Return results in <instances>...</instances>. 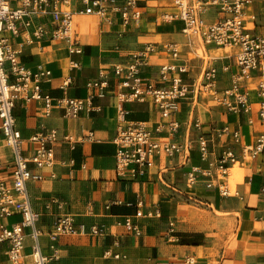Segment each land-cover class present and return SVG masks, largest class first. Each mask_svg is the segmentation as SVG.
Returning a JSON list of instances; mask_svg holds the SVG:
<instances>
[{
	"label": "crops",
	"instance_id": "crops-1",
	"mask_svg": "<svg viewBox=\"0 0 264 264\" xmlns=\"http://www.w3.org/2000/svg\"><path fill=\"white\" fill-rule=\"evenodd\" d=\"M138 4L142 17L128 26H123L118 17L108 23L96 16H76L74 28L83 49L82 55L70 56L63 43L47 39L22 49L20 60L29 69L36 72L41 65L51 72V76L40 84L42 95L51 100V108L46 115L42 101L21 98L15 102L12 114L16 128L25 140L21 154L26 157L32 154L33 146L26 140L36 133L46 134L54 130L59 138L54 147L56 165L38 172L32 170L41 174L43 180L26 183L30 206L40 214L36 225L47 232L59 215L69 214L76 224L96 225L106 230L105 234L94 237L59 238L55 244L59 258L48 264H170L186 257H193L196 264H264V193L261 191L264 157L241 164L240 179L231 184L236 194L230 197H223L216 190H206L204 179L199 178L190 186L186 177L191 167L204 169L208 166L199 160L195 143L199 131L192 127L193 119L199 118L203 122L204 133L223 127L239 130L242 143L249 144L264 129V124L254 113L251 116L228 114L212 98L204 100L201 97L195 105L190 101L183 102L175 115L179 130L171 138L181 143L192 142L189 157L180 154L173 158H155L152 168L143 176L133 178L117 176L115 171L113 139L119 121L113 88L105 97L94 98V108H84L75 119H65L63 106L56 103L63 97L60 87L66 76L71 77L68 96L85 98V84L99 70L107 72L117 65L126 67L132 56L144 52L147 45L153 46L157 53L151 54L147 65L142 68L145 77L155 78L159 66L164 63L186 66L188 74L184 77L192 79L206 67L214 66L218 72L219 94L230 86L235 71L232 51L218 56L216 53L225 49L207 46L185 36L181 33L180 22H159V15L167 10L159 8L158 3L154 5L151 0H139ZM263 6L264 0H253L252 6L246 10V17H255L254 32L264 36ZM201 16L208 24L219 18L214 10ZM166 43L179 46L178 60L172 61L161 52V45ZM71 59L80 64L79 69L69 70ZM225 66H230L229 72L223 70ZM256 101V94L252 91L250 102ZM123 109L126 122L144 123L152 132L157 124L164 123L149 100L125 103ZM250 117L252 125L249 124ZM90 132L92 137L86 139ZM66 135L76 142L73 149L70 144L60 142ZM158 136L162 140L170 139L166 131ZM208 138L214 140L210 145L213 151L210 159L214 160L229 144L226 139H217L211 134ZM230 147L239 151V146ZM13 160V152L5 145L0 133V165L6 177ZM53 199L63 202V208L50 206L46 209V204ZM137 202L142 206L137 208ZM155 209L160 211L158 218L136 217L138 210L146 215ZM191 210L199 214V217L190 219L192 222L188 219ZM126 217L138 226L139 235L122 226ZM11 218L13 221L9 222ZM19 220L18 215L0 219V226H11ZM29 234L30 230H26L24 264H31L29 254L33 241ZM38 243L42 255L52 254L51 243L45 234L39 237ZM6 250L7 244L0 243V264H9ZM107 250L110 255L105 257ZM114 255L120 258L115 259Z\"/></svg>",
	"mask_w": 264,
	"mask_h": 264
},
{
	"label": "built area",
	"instance_id": "built-area-1",
	"mask_svg": "<svg viewBox=\"0 0 264 264\" xmlns=\"http://www.w3.org/2000/svg\"><path fill=\"white\" fill-rule=\"evenodd\" d=\"M75 2V3H73ZM139 0H0V133L6 146L11 148L14 160L10 166L9 176H4V169L0 165V219L18 215L20 220L11 225L0 226V243L7 244L6 257L9 264H24V242L26 230H30L29 237L33 244L29 258L31 264H48L58 260L59 252L56 242L64 236L94 237L105 234L101 226L76 224L69 214L59 215L50 230L44 232L37 227L40 214L33 211L29 203L26 183L41 181L43 176L32 170L41 171L56 165L57 156L55 145L59 142L57 132L52 130L46 134L36 133L26 142L33 146L29 157L21 154V146L25 141L16 128L12 114L18 99L42 101L45 114L51 108V100L41 93L40 84L51 76V72L41 65L33 72L20 60L24 46L47 39L52 42L63 43L70 56L82 55L78 34L74 28L76 16H96L110 23L118 17L123 26L140 21L142 10ZM253 0H177L174 10L164 12L157 19L159 22H180L181 33L189 38L199 40L202 44L232 51L235 71L231 75L230 86L221 94L217 91L218 72L214 66L202 70L200 78H188L186 66L164 63L159 66L157 75L145 77L142 68L147 65L151 54L157 50L147 45L144 52L135 53L131 62L126 66H114L110 71L99 70L97 75L86 82L87 94L85 98L68 96L71 77L66 76L61 84L63 97L56 100L63 106L64 118H77L84 108L92 109L93 99L105 97L113 88L117 120L116 136L113 143L115 152V171L117 176L129 175L133 178L143 176L154 166V159L158 157L173 158L180 154L189 157L192 142H176L173 137L179 130V123L175 115L180 111L182 103L190 101L194 105L202 94L212 92V101L223 107L228 114L239 116L256 115L264 124V36L254 32L255 17H246V10L252 6ZM74 6L75 8H72ZM214 10L219 18L208 24L202 14ZM264 15V6L261 8ZM161 52L172 61L180 58L179 46L175 43L161 45ZM80 64L71 59L69 70L79 69ZM230 71V66L223 68ZM254 73H258L254 77ZM255 92L257 101L250 102V93ZM149 100L156 107L164 123L156 125L154 132L144 123L126 122L125 103L145 102ZM249 124H253L249 118ZM191 125L199 131L196 138L199 160L208 164L207 168L193 166L186 174L187 183L192 186L197 180L204 179V186L208 191H218L223 197L231 194L227 184L228 170L235 164L253 161L264 157V129L252 143L243 144L239 130L223 127L212 129L211 133H204L203 122L193 119ZM167 132L170 139L162 140L158 135ZM211 134L217 139H226L228 146L211 160L213 151L210 145L214 140L208 138ZM90 132L86 139L92 137ZM62 143L70 144L72 149L76 142L71 136H63ZM232 146H239V151ZM32 166V169L31 167ZM54 178V175H51ZM220 182V185H219ZM264 193V184L261 187ZM56 206L62 209L64 203L51 200L45 208ZM137 208L142 206L137 202ZM160 217L159 209L149 211L144 215L139 210L136 217ZM126 231L139 235V228L129 217L122 222ZM45 234L51 245L52 254H41L38 239ZM110 255L107 250L105 257ZM119 259V255L113 256ZM170 264H196L193 257H186L180 262Z\"/></svg>",
	"mask_w": 264,
	"mask_h": 264
},
{
	"label": "rangeland",
	"instance_id": "rangeland-1",
	"mask_svg": "<svg viewBox=\"0 0 264 264\" xmlns=\"http://www.w3.org/2000/svg\"><path fill=\"white\" fill-rule=\"evenodd\" d=\"M151 1L154 3V5H156L158 3L159 8L161 7L163 10H167V12H168V11L174 10V6H175L177 0H172V1H168V0H151ZM229 52H230L229 49H225V50L218 51L217 54H218V56H220V55H224L225 53L227 54ZM201 72H200L199 76L197 77V79L200 78ZM202 97L204 98V100L206 98H212V92L208 91V93L202 94ZM235 166L241 168V164H235ZM191 207L195 208L196 210L198 209V207H196L194 205H191ZM190 212H193V213L197 214V212H195L193 210L189 211V213ZM197 215L199 217V214H197ZM216 216H220L221 217L222 215L216 214ZM188 219H189V216H188ZM12 221H13L12 218L9 219V222H12Z\"/></svg>",
	"mask_w": 264,
	"mask_h": 264
},
{
	"label": "bare ground",
	"instance_id": "bare-ground-1",
	"mask_svg": "<svg viewBox=\"0 0 264 264\" xmlns=\"http://www.w3.org/2000/svg\"><path fill=\"white\" fill-rule=\"evenodd\" d=\"M217 54V53H216ZM239 170H242V168H239L237 166H232L230 167V169L228 170V176H227V184H228V188L230 190V193L232 194L235 190L231 187V184L233 185L236 180H239L240 179V176H241V171ZM194 217H198L197 214L193 213V212H190L189 213V221H191L190 219L194 218ZM192 222V221H191ZM195 222V221H194ZM193 222V223H194ZM197 222V221H196ZM190 224V223H189ZM192 225V224H191ZM187 228V226H186ZM206 254V253H204ZM208 255V253H207Z\"/></svg>",
	"mask_w": 264,
	"mask_h": 264
}]
</instances>
